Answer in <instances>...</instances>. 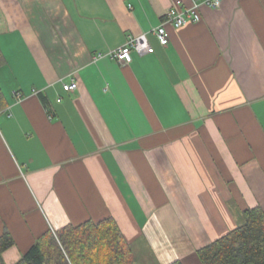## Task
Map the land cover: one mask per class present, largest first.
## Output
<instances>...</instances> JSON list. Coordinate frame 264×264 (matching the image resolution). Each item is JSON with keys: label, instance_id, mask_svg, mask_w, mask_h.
<instances>
[{"label": "crops", "instance_id": "1", "mask_svg": "<svg viewBox=\"0 0 264 264\" xmlns=\"http://www.w3.org/2000/svg\"><path fill=\"white\" fill-rule=\"evenodd\" d=\"M180 1L200 20L166 23L163 46L151 30L176 0H0L6 264L108 216L159 264H201L198 247L264 208V0ZM144 32L152 53L111 57Z\"/></svg>", "mask_w": 264, "mask_h": 264}, {"label": "trees", "instance_id": "2", "mask_svg": "<svg viewBox=\"0 0 264 264\" xmlns=\"http://www.w3.org/2000/svg\"><path fill=\"white\" fill-rule=\"evenodd\" d=\"M4 58L0 49V65ZM0 91V108L3 105ZM242 223L197 248L201 264H264V208L242 211ZM13 244L9 233L0 237L2 252ZM152 255V254H151ZM154 264H159L153 256ZM13 264H140L132 243L111 217L68 223L44 231ZM168 264H182L174 260Z\"/></svg>", "mask_w": 264, "mask_h": 264}, {"label": "built area", "instance_id": "3", "mask_svg": "<svg viewBox=\"0 0 264 264\" xmlns=\"http://www.w3.org/2000/svg\"><path fill=\"white\" fill-rule=\"evenodd\" d=\"M204 2L212 8H218L221 5V0H204ZM180 3V0H176L175 4L167 10L164 22L159 23L151 30L158 42L163 46L167 45L169 42L166 23H169L174 28H178L189 21L196 22L200 20L198 3H194L191 7L185 9L178 7ZM153 51L154 47L150 44L146 33L144 32L138 35L128 36L122 46L111 52V57L123 64H127L131 61L132 52L142 55L145 53H152ZM99 55L100 54H97V56ZM62 87L65 91L73 90L77 87V82L74 79H71L67 83H62ZM58 100H60V98Z\"/></svg>", "mask_w": 264, "mask_h": 264}, {"label": "rangeland", "instance_id": "4", "mask_svg": "<svg viewBox=\"0 0 264 264\" xmlns=\"http://www.w3.org/2000/svg\"><path fill=\"white\" fill-rule=\"evenodd\" d=\"M144 241L143 237H138L137 239H134L131 241L132 248L139 257V263L140 264H154L153 256L151 255V252L149 251V248L146 244L142 243Z\"/></svg>", "mask_w": 264, "mask_h": 264}]
</instances>
